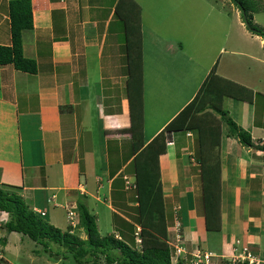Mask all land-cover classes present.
Returning a JSON list of instances; mask_svg holds the SVG:
<instances>
[{
	"label": "crops",
	"instance_id": "0c3cea01",
	"mask_svg": "<svg viewBox=\"0 0 264 264\" xmlns=\"http://www.w3.org/2000/svg\"><path fill=\"white\" fill-rule=\"evenodd\" d=\"M11 1L0 0V46L12 44ZM119 1L30 0L33 29L23 33V53L36 62L37 73L0 66V184L20 195L34 212H44L47 222L63 232L70 226L68 211L78 217L80 203L95 216L101 236V225L106 224V234L120 238L127 229L123 221L131 222L135 216H130L135 207L124 213L117 209L119 203L135 201L129 184L136 183L133 161L138 153L131 132L126 23L116 14ZM245 35H249L246 30ZM254 39L261 57H249L264 69V40ZM209 73L199 76V89ZM160 76L150 84L143 78L144 148L195 98H186L164 117L168 104L160 100H166L162 94L167 88ZM258 79L254 75L252 82ZM186 82L182 91L188 87ZM148 90L153 99H147ZM250 91L252 103L225 100L228 107L224 108L251 134L254 147L243 146L222 129L220 231L206 228L195 134L171 136L166 154L159 158L167 235L180 239L175 245L184 251L181 264H191L197 250L212 253V264L233 258L242 261L244 249L264 264V113L256 120L260 114L254 95L259 96V91L256 87ZM153 100L149 111L147 105ZM237 108L242 120L234 118ZM107 197H111L108 204ZM2 226L0 239H7L0 249L3 255L26 254L31 264L45 258L21 246L26 237L12 241L15 233L7 234Z\"/></svg>",
	"mask_w": 264,
	"mask_h": 264
},
{
	"label": "trees",
	"instance_id": "16d2710c",
	"mask_svg": "<svg viewBox=\"0 0 264 264\" xmlns=\"http://www.w3.org/2000/svg\"><path fill=\"white\" fill-rule=\"evenodd\" d=\"M123 0L119 1V4ZM241 13V19L247 30L264 40V28L254 24V13L264 12L263 0H230ZM118 9V6H117ZM11 25V46H0V66L13 65L21 72L37 73V64L27 59L23 53V33L33 29V12L30 0H14L9 6ZM127 22V21H125ZM127 36L133 31L127 27ZM132 31V32H131ZM135 34V35H136ZM140 34V32H139ZM129 40V37H128ZM129 44V42H128ZM141 56V55H140ZM142 70L132 72L128 91L131 103V132L135 151L138 152L133 166L136 173V201L138 208V226L141 227L140 239L137 240L138 226L130 228L131 236L120 232L115 235L101 236L96 218L88 207L78 204L79 227L86 234L80 238L69 226L61 229L45 222L40 212L31 210L17 193L6 191L0 184V213L8 216L4 224L7 234L18 233L43 246L46 254L53 261L60 259L61 253L53 250V245L69 253L74 264H181L172 260L175 252L166 242L167 221L164 195L161 185L160 156L166 154L167 143L171 136L194 132L197 135V158L201 170L203 211L208 231H220L221 218V164L219 146L222 140L223 125L227 134L245 147H254L251 134L240 127L229 112L223 108L224 99L232 98L248 102L230 91V82L219 77L212 70L198 94L167 127L144 148L143 140V79ZM226 83V86H225ZM239 87L236 84H232ZM241 87V86H240ZM242 89H245L242 87ZM246 90V89H245ZM212 112L215 117L212 119ZM211 116L206 120L205 116ZM264 151V145L261 147ZM130 225V226H129ZM6 238L1 239L6 245ZM52 247V248H51ZM69 259V258H65ZM222 264H249L248 261H225Z\"/></svg>",
	"mask_w": 264,
	"mask_h": 264
},
{
	"label": "rangeland",
	"instance_id": "374dc122",
	"mask_svg": "<svg viewBox=\"0 0 264 264\" xmlns=\"http://www.w3.org/2000/svg\"><path fill=\"white\" fill-rule=\"evenodd\" d=\"M135 1L123 0L120 4L118 3V9H116L117 17L123 21H127L125 23L132 31H137V34L134 31H131L132 33L129 31V35L127 36V40L129 37V44L127 43L125 49L127 51L129 75L131 76L132 72L141 69L142 79L144 78L145 82L150 84V80L155 76L157 77L158 74H161V80L164 81L162 84L164 88H167L166 92L168 93L162 94V97H165L167 101L163 99L160 100L168 104V109H166L167 112L164 114V117L172 110L185 103L186 98L189 97L190 99L193 95L196 96L198 94L200 90L198 85L199 76H204L205 73L215 70L219 77L226 78V80H229L232 84L238 85L239 87L230 84V91L239 94L238 96H240V98H248L249 103L253 102V95L250 88L256 87V91H259V96L254 95V98H257L255 107L260 114L258 117L256 116V120H261L264 113V77L262 76L264 75V69L260 67L258 61H255L253 57H249V54L261 57V53H259V44L254 39L258 36L256 37V35L251 34L247 30L245 23H243L241 19L240 11L230 0ZM241 23L244 26L241 25ZM254 24L264 28V12L254 13ZM245 30L246 33L249 34L248 36L245 35ZM249 38L254 39L253 42L252 39ZM172 44L177 45L175 49L170 48ZM233 51L241 52L242 54L237 55ZM155 69L156 74L154 73ZM254 75H258V82H252ZM184 78L187 80L186 84L188 87L182 91L183 83L186 81L183 82ZM179 80L183 83L179 84ZM240 81H243L246 85H241ZM250 85L254 86L247 88ZM242 87H245L246 90L242 89ZM153 98L154 95L148 90L147 99L150 100ZM225 100L226 98L224 99L225 104L223 103V108L224 105L228 107V103H226ZM237 101L244 103L242 100ZM153 102L154 100L150 101L147 105L148 110L150 109L149 107H152ZM156 105H159L158 101ZM212 116V119L214 117L219 119L213 112ZM242 116L243 114L240 109L237 108L234 113V118L236 120H242ZM210 118L211 116L209 115L205 116L206 120H211ZM160 121L161 120H159V122ZM223 128L226 127L223 125ZM194 134L195 144L197 145V135L196 133ZM129 186L131 187H129L131 190V194H129L132 196L131 198H135V201L131 205H127L126 201L122 204L119 203L117 209L123 213L131 209V207H135L134 209L138 208L135 191L136 185L133 183L129 184ZM110 201L111 197H107L105 200L107 204L110 203ZM133 215L135 216L131 217V222L128 224L136 227L139 224L137 221L139 215L137 211L130 214V216ZM7 217L8 216H4L0 213V225H3L2 228L8 220ZM42 219L47 222L46 217ZM123 223L126 224L125 221H123ZM101 227L104 234L102 236H106V224H102ZM73 233L82 239H86V234L79 225L74 229ZM140 233L141 227L138 226L136 236L141 243ZM124 234L126 237H130V228L125 229ZM20 236L21 235L15 233L11 237V240L16 241ZM1 239L0 249L2 248L1 246H3ZM171 239L167 235L166 242L170 247L172 246L176 250H183V248L176 247L177 240L180 239L176 240L175 237ZM19 246L20 244H17L16 248L18 249ZM21 246H25L28 252L38 251L39 255L41 254L42 257L46 258L39 260L40 262H35V264H52L47 263V260L54 262L53 259L49 258V254L44 252L43 246L38 245L28 237H26V241ZM53 249L54 252L61 253L60 261L62 263L60 264H74L73 259L65 250L54 245ZM199 252L201 254H209L210 264L214 263L212 261V253L197 250L193 255L195 256L199 254ZM248 252H250L248 249H244V253ZM2 253H4V251L2 252L0 250V264H8L7 259L11 263L15 262V264H31V259L26 254L20 255L13 253V256H9L7 254L3 255ZM174 254L175 252L173 255ZM216 264H222V261H217Z\"/></svg>",
	"mask_w": 264,
	"mask_h": 264
},
{
	"label": "built area",
	"instance_id": "2783aa9c",
	"mask_svg": "<svg viewBox=\"0 0 264 264\" xmlns=\"http://www.w3.org/2000/svg\"><path fill=\"white\" fill-rule=\"evenodd\" d=\"M40 214H42L43 216L45 215L44 212H40ZM68 220L70 222V226L73 229H75L78 226L77 223H79V220L74 211L72 210L68 211ZM183 252H184L183 250H179V249L175 250V254L172 256V260L174 263L180 262V256L182 255ZM242 261H248L249 264H259L258 262H256V260L253 258V256L249 252L245 253ZM236 262H239V260L238 259L232 260V263H236ZM191 264H210V255L201 254L199 252V254H196L195 256L193 255V260L191 261Z\"/></svg>",
	"mask_w": 264,
	"mask_h": 264
},
{
	"label": "clouds",
	"instance_id": "9594fccd",
	"mask_svg": "<svg viewBox=\"0 0 264 264\" xmlns=\"http://www.w3.org/2000/svg\"><path fill=\"white\" fill-rule=\"evenodd\" d=\"M79 220V219H78ZM71 227V226H70Z\"/></svg>",
	"mask_w": 264,
	"mask_h": 264
}]
</instances>
